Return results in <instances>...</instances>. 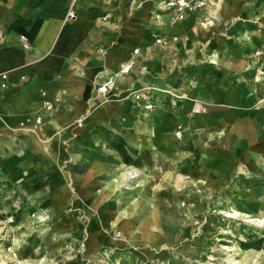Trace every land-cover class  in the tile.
I'll use <instances>...</instances> for the list:
<instances>
[{"label": "rangeland", "instance_id": "rangeland-1", "mask_svg": "<svg viewBox=\"0 0 264 264\" xmlns=\"http://www.w3.org/2000/svg\"><path fill=\"white\" fill-rule=\"evenodd\" d=\"M236 22L245 28L235 39L261 36L264 0H206L194 32L156 39L176 45V58L131 91L134 130L100 143L114 174L104 177L115 184L109 201H77L75 190L49 207L35 175L0 173V264H264V158L253 159L264 147V65L229 73L212 46Z\"/></svg>", "mask_w": 264, "mask_h": 264}, {"label": "crops", "instance_id": "crops-1", "mask_svg": "<svg viewBox=\"0 0 264 264\" xmlns=\"http://www.w3.org/2000/svg\"><path fill=\"white\" fill-rule=\"evenodd\" d=\"M166 1L0 0V173L35 175L49 207L66 199L63 192L75 190L77 201L80 196L92 205L109 198L115 184L104 177L114 174L111 162L102 163L100 143L105 138L116 143V129L134 130L137 109L131 91L146 74L168 72L176 58V45L164 48L156 39L194 32L200 13L175 21ZM233 13L223 9L224 18ZM244 26L229 24V38L215 37L212 44L221 49L217 60L229 65V73L245 75L241 69L256 60L264 65V33L235 39ZM235 48L241 49L239 57H231ZM257 49L263 50L261 56H255ZM127 62L133 63L131 69L120 74ZM107 82V91L100 92ZM44 92L56 99L52 110L42 108ZM245 139L239 142L242 152L250 142ZM256 151L253 159H263L264 147ZM64 161L68 169L61 167ZM69 175L75 187L69 186ZM109 208L103 211L106 219L112 216ZM100 230L94 228L95 242Z\"/></svg>", "mask_w": 264, "mask_h": 264}, {"label": "built area", "instance_id": "built-area-1", "mask_svg": "<svg viewBox=\"0 0 264 264\" xmlns=\"http://www.w3.org/2000/svg\"><path fill=\"white\" fill-rule=\"evenodd\" d=\"M166 4L174 11L175 20L183 21L187 18L189 13L202 10L206 5V0H167ZM70 17H75V14L70 13ZM136 52H138V50H136ZM122 69L123 72H128L131 69V65L123 67ZM105 86L107 85L100 88V92H105ZM41 105L44 110H52L56 106V99L51 97L48 92H44ZM36 119L37 122L41 121L40 117Z\"/></svg>", "mask_w": 264, "mask_h": 264}, {"label": "bare ground", "instance_id": "bare-ground-1", "mask_svg": "<svg viewBox=\"0 0 264 264\" xmlns=\"http://www.w3.org/2000/svg\"><path fill=\"white\" fill-rule=\"evenodd\" d=\"M130 64H133V63H131V62H127L126 64L124 63V64L122 65V68H123V67H127V66L130 65ZM122 73H123V69H121V71H120V74H122ZM104 85H109V82L100 85L99 88H98V90L100 91V88L103 87ZM107 89H108V87L105 86V92L107 91ZM136 171L138 172L137 169H135V168L132 167L130 170H127V171L124 173V177H123V178H124V181L126 182V184H128L129 181H131L133 177H136V174L134 175V173H135Z\"/></svg>", "mask_w": 264, "mask_h": 264}]
</instances>
